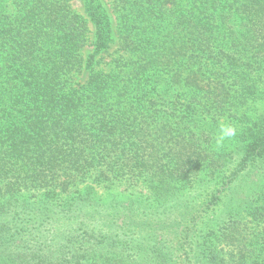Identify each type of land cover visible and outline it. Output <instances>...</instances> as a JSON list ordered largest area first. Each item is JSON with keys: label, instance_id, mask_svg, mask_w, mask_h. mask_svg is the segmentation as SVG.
Returning <instances> with one entry per match:
<instances>
[{"label": "trees", "instance_id": "trees-1", "mask_svg": "<svg viewBox=\"0 0 264 264\" xmlns=\"http://www.w3.org/2000/svg\"><path fill=\"white\" fill-rule=\"evenodd\" d=\"M83 3L0 0V264H264V113L239 159L204 128L246 119L264 0Z\"/></svg>", "mask_w": 264, "mask_h": 264}, {"label": "rangeland", "instance_id": "rangeland-1", "mask_svg": "<svg viewBox=\"0 0 264 264\" xmlns=\"http://www.w3.org/2000/svg\"><path fill=\"white\" fill-rule=\"evenodd\" d=\"M106 11L108 13H110L111 19L113 24H115V19H114V15L111 14V9H110V3L109 0H101ZM70 4L72 6V8L74 9L75 12H77L78 14H80L81 16L86 17V13H85V9H84V3L83 0H70ZM88 20V19H87ZM88 27L90 29V32L88 34L89 38L87 41V45L84 48V52L86 53L87 51H91L92 50V46H91V42H92V37H93V30H94V26L93 24L88 21ZM117 41H116V37H115V41L110 45L108 51H107V55L104 56L103 59H100L96 66L95 69H105L107 70L109 67L108 64V60H110L113 56H115L117 54ZM104 55V54H103ZM88 76V70H83V72L80 75V82H83L85 79H87ZM257 95L253 94V95H249L247 96V98L245 99L244 103L239 105L236 108V111H238L240 114L245 115L246 119L244 120V122L235 119V118H228L226 116L222 117L220 119V121L217 124H214L210 121H204V128L206 126L207 129H205L206 131L210 132L211 135L213 136V146L211 148V152L216 156L219 153H223L226 151H230L232 152V154L236 155V158L239 159L240 157H242V150L240 149V144L241 141L243 140V135L241 134V136L239 137V131L240 129L247 125L248 123H250V120L258 117L259 115L264 113V80L259 83V89L256 92ZM221 122H228V123H232L236 126L237 128V135L235 137H233L230 140L225 141V143L223 144L222 147H220L219 149H217L215 147V137L217 135L218 132V128H219V124ZM118 184V183H116ZM263 184V190H264V179L262 180ZM92 186L96 192V194L98 196H101L104 199H109L112 197H117V198H133V197H140L143 196L145 197V199L152 201V198L150 197V190L148 189V186L144 183H138V184H134L132 185L131 183H127V184H119V185H114L111 188H106L103 185L100 184H95L92 183ZM42 193L41 190H35L34 191V199H39L42 195H40ZM149 196V197H147Z\"/></svg>", "mask_w": 264, "mask_h": 264}, {"label": "clouds", "instance_id": "clouds-1", "mask_svg": "<svg viewBox=\"0 0 264 264\" xmlns=\"http://www.w3.org/2000/svg\"><path fill=\"white\" fill-rule=\"evenodd\" d=\"M237 135V128L234 124L228 122H221L219 124L218 132L215 137V147L219 149L223 146L225 141L232 139Z\"/></svg>", "mask_w": 264, "mask_h": 264}]
</instances>
